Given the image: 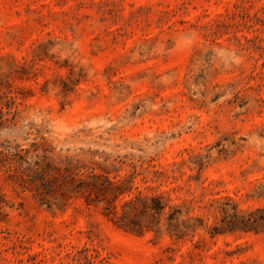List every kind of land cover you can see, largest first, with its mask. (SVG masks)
<instances>
[{
  "label": "rangeland",
  "instance_id": "1",
  "mask_svg": "<svg viewBox=\"0 0 264 264\" xmlns=\"http://www.w3.org/2000/svg\"><path fill=\"white\" fill-rule=\"evenodd\" d=\"M0 264H264V0H0Z\"/></svg>",
  "mask_w": 264,
  "mask_h": 264
},
{
  "label": "trees",
  "instance_id": "2",
  "mask_svg": "<svg viewBox=\"0 0 264 264\" xmlns=\"http://www.w3.org/2000/svg\"><path fill=\"white\" fill-rule=\"evenodd\" d=\"M101 168L98 163H82L78 161H68L65 170L54 166L46 155L36 161L29 171L32 174L31 181L37 185L38 190L44 189L47 193L55 190L63 195L87 194V199L92 201V194H102L106 196L107 202L115 210V216L118 218V225L121 228H130L135 231L137 225L130 223V217L136 212L142 214H159L164 211L160 198H150L143 195L136 196L133 199L124 201L120 207L114 206V201L119 194L123 192V184L114 183L108 177V170L103 168V172L97 170ZM85 175L84 177H81ZM62 177V183L59 184V178Z\"/></svg>",
  "mask_w": 264,
  "mask_h": 264
}]
</instances>
